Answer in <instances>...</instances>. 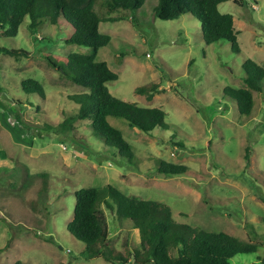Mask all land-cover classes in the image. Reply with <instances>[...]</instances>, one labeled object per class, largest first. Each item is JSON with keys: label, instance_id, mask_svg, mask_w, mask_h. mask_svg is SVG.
<instances>
[{"label": "rangeland", "instance_id": "rangeland-1", "mask_svg": "<svg viewBox=\"0 0 264 264\" xmlns=\"http://www.w3.org/2000/svg\"><path fill=\"white\" fill-rule=\"evenodd\" d=\"M156 4L146 0L136 11L113 12L95 6L101 17L120 19L99 25L111 43L99 49L98 60L118 75L109 85L111 94L162 109L169 126L146 134L109 117L129 143L130 159L89 132L90 121L77 120L73 132L61 130L60 124L78 112L72 95L86 89L46 57L89 53V48L64 42L69 27L44 22L33 35L25 22L15 38L0 28V49L28 53H0L1 263L111 264L102 257L87 259L85 244L67 228L76 192L105 185L167 205L176 222L197 232L227 233L258 245L231 264H258L264 257V81H259L260 91H252L248 116L225 92L226 87L246 88L248 60L264 69V0H229L219 6L221 13L233 15L239 52L225 41L207 45L191 14L156 18ZM29 79L43 87V96L22 91L21 83ZM154 84L158 91L151 99L137 92ZM160 160L188 171L160 174ZM101 212L109 250L130 257L140 248L138 230L105 204Z\"/></svg>", "mask_w": 264, "mask_h": 264}, {"label": "trees", "instance_id": "trees-1", "mask_svg": "<svg viewBox=\"0 0 264 264\" xmlns=\"http://www.w3.org/2000/svg\"><path fill=\"white\" fill-rule=\"evenodd\" d=\"M146 0H0V28L15 38L22 24L27 22L34 35L44 22L61 28L69 27L63 38L66 44L89 48V53H72L63 59L47 55L48 63L60 71L71 82L86 90L72 95L78 105L76 116L60 124L62 132H73L77 120L90 121L89 132L102 140L105 146L115 148L119 154L130 159L133 153L121 131L109 122V117L125 120L136 130L150 134L155 128L168 129L165 112L160 108H146L137 103L126 102L111 94L109 85L118 79L107 62L98 60L99 49L111 43V37L99 30L104 21H118L103 18L95 10L100 5L109 12L118 9L136 11ZM229 0H157L154 15L162 20L177 19L191 14L201 24L204 42L207 45L219 41L229 42L232 50L239 52L237 31L232 14L221 13L219 6ZM1 52L13 56H26L25 50L1 48ZM123 55L116 57V61ZM121 62V61H120ZM246 88L226 87V94L237 102L241 115L251 114L254 100L252 91L261 90L259 81H264V69L255 62L245 63ZM27 94L43 96V87L34 80L21 83ZM2 87L0 85V92ZM158 91L154 84L137 89L139 94L148 93L151 99ZM50 125L47 129L50 130ZM246 159L248 152L246 151ZM188 167L159 162L158 173L168 176L182 175ZM74 217L68 224V231L85 244L87 259L104 258L111 264H231L238 254L254 253L256 243L244 242L227 233L197 232L196 229L176 222L171 208L150 200L126 195L112 185L101 188H82L75 194ZM105 204L115 211L118 219L129 220L140 235V248L126 258L109 250V231L101 206ZM118 261V263H116ZM0 264H3L0 262ZM13 264H23L16 261ZM258 264H264V257Z\"/></svg>", "mask_w": 264, "mask_h": 264}]
</instances>
